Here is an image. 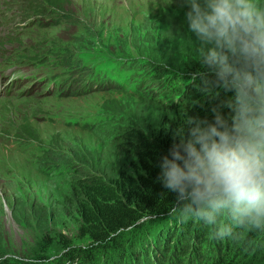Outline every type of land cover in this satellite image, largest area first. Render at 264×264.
Instances as JSON below:
<instances>
[{
	"label": "rangeland",
	"instance_id": "374dc122",
	"mask_svg": "<svg viewBox=\"0 0 264 264\" xmlns=\"http://www.w3.org/2000/svg\"><path fill=\"white\" fill-rule=\"evenodd\" d=\"M51 1L38 14L0 0V257L12 262L87 244L63 207L75 175L133 173L117 128L159 138L181 123L142 68L189 72L199 60L182 0ZM246 246L238 260L264 264V250Z\"/></svg>",
	"mask_w": 264,
	"mask_h": 264
},
{
	"label": "clouds",
	"instance_id": "9594fccd",
	"mask_svg": "<svg viewBox=\"0 0 264 264\" xmlns=\"http://www.w3.org/2000/svg\"><path fill=\"white\" fill-rule=\"evenodd\" d=\"M182 3L199 42L201 67L189 82L220 102L212 119L186 114L187 129L175 130L160 158L158 181L175 194L169 215L213 226L215 239L236 228L264 232V3ZM222 92L233 95L220 100ZM224 215L229 223L220 221Z\"/></svg>",
	"mask_w": 264,
	"mask_h": 264
},
{
	"label": "trees",
	"instance_id": "16d2710c",
	"mask_svg": "<svg viewBox=\"0 0 264 264\" xmlns=\"http://www.w3.org/2000/svg\"><path fill=\"white\" fill-rule=\"evenodd\" d=\"M28 2L38 14H43L44 4L55 5L51 0ZM146 65L143 81L154 82L163 96L156 102L179 116L181 123L159 138L134 122L119 126L115 146L136 159L133 173L118 172L110 181L89 172L75 175L63 207L76 223L79 240H86L85 246L65 242V252L55 259L12 262L0 257V264H244L245 258H238L244 256L245 244L255 243L264 250L262 231L236 228L232 237L215 239L213 226L169 215L175 194L158 181L160 158L168 154L175 130L187 129L186 114L212 119L211 109L220 101L200 92L199 81L189 82L188 73L201 67L199 60L189 72H162ZM231 95L222 92L220 100ZM219 219L230 222L226 215Z\"/></svg>",
	"mask_w": 264,
	"mask_h": 264
}]
</instances>
